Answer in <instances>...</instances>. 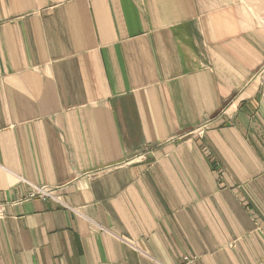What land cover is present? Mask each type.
<instances>
[{
    "label": "crops",
    "instance_id": "1",
    "mask_svg": "<svg viewBox=\"0 0 264 264\" xmlns=\"http://www.w3.org/2000/svg\"><path fill=\"white\" fill-rule=\"evenodd\" d=\"M262 1L0 0V264H264Z\"/></svg>",
    "mask_w": 264,
    "mask_h": 264
},
{
    "label": "built area",
    "instance_id": "2",
    "mask_svg": "<svg viewBox=\"0 0 264 264\" xmlns=\"http://www.w3.org/2000/svg\"><path fill=\"white\" fill-rule=\"evenodd\" d=\"M56 190L47 186H31L30 191L27 193L24 199L39 197L41 199L59 200V197L55 195ZM4 214V204L0 203V217Z\"/></svg>",
    "mask_w": 264,
    "mask_h": 264
},
{
    "label": "rangeland",
    "instance_id": "3",
    "mask_svg": "<svg viewBox=\"0 0 264 264\" xmlns=\"http://www.w3.org/2000/svg\"><path fill=\"white\" fill-rule=\"evenodd\" d=\"M258 1H260V2H263L262 0H258ZM259 18V17H258ZM260 19V18H259ZM262 70V69H261ZM261 70L258 72V75L260 74V72H261ZM206 124H207V122L206 123H202V124H200V125H198L197 127H195L194 129H191L190 131H187V132H185V133H182V134H180L177 138L178 139H182V138H186V137H197V138H200V137H202V135H203V133H204V131H205V128H206ZM207 155L208 156H210V154L209 153H207ZM215 171H216V173H217V175L219 176V177H221L222 175H223V170L218 166V163H217V161L215 160ZM57 192V191H56ZM55 192V195H57L58 197H59V195L57 194ZM29 199V198H28ZM59 203H60V201L59 200H57ZM184 259L185 260H188L187 259V257H184Z\"/></svg>",
    "mask_w": 264,
    "mask_h": 264
}]
</instances>
